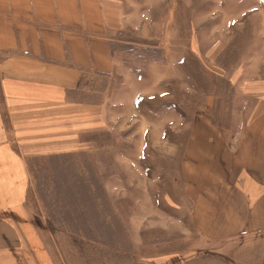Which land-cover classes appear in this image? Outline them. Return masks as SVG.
I'll list each match as a JSON object with an SVG mask.
<instances>
[{"label": "rangeland", "instance_id": "374dc122", "mask_svg": "<svg viewBox=\"0 0 264 264\" xmlns=\"http://www.w3.org/2000/svg\"><path fill=\"white\" fill-rule=\"evenodd\" d=\"M120 2L127 22L113 35L116 69L84 73L80 84L88 101L102 105L106 128L87 152L29 166L25 207L57 264L204 253L222 244L193 224L184 150L189 124L208 102L218 107L219 125L232 132L244 125L251 100L217 66L236 64L248 50L250 28L264 19L256 11L264 0ZM222 34L224 49L205 57Z\"/></svg>", "mask_w": 264, "mask_h": 264}, {"label": "crops", "instance_id": "0c3cea01", "mask_svg": "<svg viewBox=\"0 0 264 264\" xmlns=\"http://www.w3.org/2000/svg\"><path fill=\"white\" fill-rule=\"evenodd\" d=\"M257 9L264 17V3ZM126 22L120 0H0V264H57L25 207L29 166L87 152L106 128L102 105L86 99L79 81L113 74L112 41ZM249 34V54L217 66L251 100L244 125H219L208 102L184 150L191 219L221 246L110 264H264V19ZM214 42L205 57L217 58L227 40ZM192 50L200 52L193 42Z\"/></svg>", "mask_w": 264, "mask_h": 264}, {"label": "trees", "instance_id": "16d2710c", "mask_svg": "<svg viewBox=\"0 0 264 264\" xmlns=\"http://www.w3.org/2000/svg\"><path fill=\"white\" fill-rule=\"evenodd\" d=\"M83 77V76H82ZM82 77H80V81H79V84H81V80H82Z\"/></svg>", "mask_w": 264, "mask_h": 264}]
</instances>
